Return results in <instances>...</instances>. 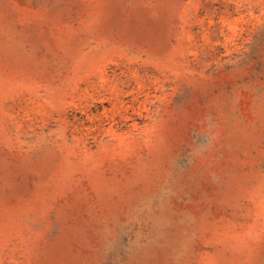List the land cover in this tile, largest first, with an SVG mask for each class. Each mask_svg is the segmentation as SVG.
<instances>
[{
	"label": "rangeland",
	"instance_id": "rangeland-1",
	"mask_svg": "<svg viewBox=\"0 0 264 264\" xmlns=\"http://www.w3.org/2000/svg\"><path fill=\"white\" fill-rule=\"evenodd\" d=\"M0 264H264V0H0Z\"/></svg>",
	"mask_w": 264,
	"mask_h": 264
}]
</instances>
